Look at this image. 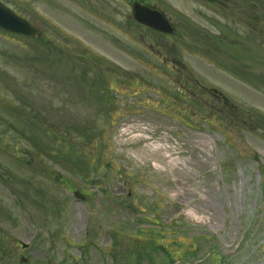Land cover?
Masks as SVG:
<instances>
[{"label":"rangeland","instance_id":"rangeland-1","mask_svg":"<svg viewBox=\"0 0 264 264\" xmlns=\"http://www.w3.org/2000/svg\"><path fill=\"white\" fill-rule=\"evenodd\" d=\"M144 1L189 19L175 48L130 0H0L40 32L0 30V264H264V0L227 40Z\"/></svg>","mask_w":264,"mask_h":264},{"label":"flooded vegetation","instance_id":"flooded-vegetation-1","mask_svg":"<svg viewBox=\"0 0 264 264\" xmlns=\"http://www.w3.org/2000/svg\"><path fill=\"white\" fill-rule=\"evenodd\" d=\"M136 1L140 2L141 4H143L145 6H149L152 9H156V8L152 5L147 4L146 2H144L142 0H130V3L128 5L129 10L123 12V13H130L129 16H127L126 14L122 16L121 20L124 21L123 22L124 28L127 30L133 29V31H137L138 37L140 38V40L143 43H145L146 37L149 36L150 38H152L154 40L151 43L152 48L155 47V45L159 48V46H160L159 42L161 41V39H164V41L169 42V43H167L168 45H171L172 43H174V41L178 37L179 32L184 31V29H185L186 33L188 32L189 26L185 25V23H184L185 21L186 22L189 21V19L187 17L181 16L180 17L181 18L180 19V25H177L170 18H168L165 13H163V15L165 16V18L167 20H169V22L172 24V26L175 30L174 34L171 36L162 34L160 32L152 30L149 27H146L144 25L137 23L134 20L135 18H134L133 9H131L133 6V3ZM197 2L201 3L203 5V10H198V9L192 10L190 13H201L203 21H205V23H207L210 28L215 29L216 32L221 33V31H223V28L225 26H223L221 24L226 19L228 20V23L231 24V26L237 25V4H236L237 0H197ZM89 13H93V12H89ZM176 13H180V12L177 11ZM125 21H127V22H125ZM111 27L115 28L114 26H111ZM226 27L230 28V26H226ZM193 28L194 29H200L199 27H195V26H193ZM204 28H205V30H208L207 27H204ZM214 39H216V37H214ZM171 46H173L175 48L174 44H172Z\"/></svg>","mask_w":264,"mask_h":264},{"label":"water","instance_id":"water-1","mask_svg":"<svg viewBox=\"0 0 264 264\" xmlns=\"http://www.w3.org/2000/svg\"><path fill=\"white\" fill-rule=\"evenodd\" d=\"M133 9L135 10L138 22L165 33L173 32L172 27L158 11H153L138 3L134 5ZM0 27L16 34L34 37L38 36V32L35 28L29 25L27 21L14 15V13L5 8L4 5H0Z\"/></svg>","mask_w":264,"mask_h":264},{"label":"trees","instance_id":"trees-1","mask_svg":"<svg viewBox=\"0 0 264 264\" xmlns=\"http://www.w3.org/2000/svg\"><path fill=\"white\" fill-rule=\"evenodd\" d=\"M115 239V238H114ZM115 241L117 242V240L115 239ZM115 246H113L114 249H117V244L115 243L114 244ZM159 249H162L163 253L164 254H168V251L166 249L165 246L161 245ZM158 247H152V249L150 250V252H145L146 250L142 251L140 254L138 255H135L134 256H131V258H135L134 260L132 259V261H134L136 264H140L142 263L143 261H150V262H153L154 261V256L156 255V252L157 250H159ZM119 250V248H118ZM120 251H121V248H120ZM212 254H214L213 252H211ZM143 255H145V257L143 258ZM120 260H126V259H123L121 257H119ZM119 258L118 256H114L113 260L115 262L119 261ZM143 258V259H142ZM168 259L171 260V261H174L173 257L171 255L168 254Z\"/></svg>","mask_w":264,"mask_h":264}]
</instances>
